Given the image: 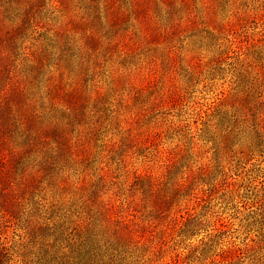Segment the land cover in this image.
<instances>
[{
    "label": "rangeland",
    "instance_id": "374dc122",
    "mask_svg": "<svg viewBox=\"0 0 264 264\" xmlns=\"http://www.w3.org/2000/svg\"><path fill=\"white\" fill-rule=\"evenodd\" d=\"M63 1H45L27 43L53 45L47 71L57 60L53 33L66 32L63 48L80 54L70 68L82 66L90 96H103L90 119L98 125L89 156L67 172L69 192L84 172L86 181L99 170L118 181L126 171L157 176L166 151L184 150L183 165L206 167L216 182L208 191L215 242L187 264L264 262V0H187L189 17L179 0L149 2L109 24L100 14L104 0ZM86 10L94 16L88 22ZM129 127L151 130L155 141L114 152ZM105 191L113 197V188ZM70 194L61 201L71 202ZM39 195L51 200L53 193ZM203 236L176 251L190 253Z\"/></svg>",
    "mask_w": 264,
    "mask_h": 264
},
{
    "label": "trees",
    "instance_id": "16d2710c",
    "mask_svg": "<svg viewBox=\"0 0 264 264\" xmlns=\"http://www.w3.org/2000/svg\"><path fill=\"white\" fill-rule=\"evenodd\" d=\"M45 1L0 0V264H187L215 242L208 191L216 182L206 167L183 165L184 150L166 151L157 176L126 171L118 181L99 170L86 181L83 170L69 192L67 172L89 156L98 125L90 119L100 114L103 96H90L82 66L70 68L80 54L63 48L66 32L53 33L57 60L47 71L46 46L53 45L27 43L40 26ZM166 1L104 0L100 14L109 24L139 13L143 4ZM179 1L189 17L187 0ZM169 7L172 24L175 5ZM88 11L86 22L94 18ZM85 48L78 47L80 53ZM152 135L129 127L112 149L146 145L155 141ZM110 188L113 197L105 199ZM47 190L51 200L39 195ZM69 193L71 202L63 203ZM201 234L200 247L183 256L176 251Z\"/></svg>",
    "mask_w": 264,
    "mask_h": 264
}]
</instances>
